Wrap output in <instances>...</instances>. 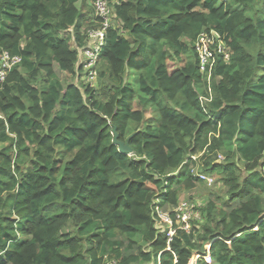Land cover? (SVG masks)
<instances>
[{"label": "trees", "instance_id": "trees-1", "mask_svg": "<svg viewBox=\"0 0 264 264\" xmlns=\"http://www.w3.org/2000/svg\"><path fill=\"white\" fill-rule=\"evenodd\" d=\"M105 1L93 86L91 0H0V59L21 58L0 90V264H264V0ZM210 31L228 59L209 78L194 43ZM195 170L224 195L185 231Z\"/></svg>", "mask_w": 264, "mask_h": 264}, {"label": "built area", "instance_id": "built-area-1", "mask_svg": "<svg viewBox=\"0 0 264 264\" xmlns=\"http://www.w3.org/2000/svg\"><path fill=\"white\" fill-rule=\"evenodd\" d=\"M93 6L96 11V15L103 21L102 28L89 30L88 35L91 40V48L86 51V58L88 60H93V58L100 52V48L103 45L105 31L108 27H110L111 22V9L107 5L105 0H96L93 3ZM194 48L199 57V66L200 72L207 76L211 77L213 66H215L217 57L219 54H222L225 59H228V55L225 51L224 43L221 37L215 31L203 32L199 35L196 42L194 43ZM87 52H91L89 57L87 56ZM3 61V69H0V90L2 85L6 81L7 75L20 64L21 58L16 56H10L8 53H4L1 56L0 62ZM1 65V64H0ZM210 102V99H203L202 103ZM193 173L199 176L200 179L206 182H211V180H207V176L199 175L197 171H193ZM158 217L160 218L161 223L165 226L168 231V237H172L176 229L173 228V220L169 213H163L159 209H157ZM176 225L179 226L178 229H182L185 231H189V222L199 219V212L196 210L194 205H188L186 203L178 206L174 211ZM198 258V257H197ZM204 260L208 264H212L210 254H207L204 257ZM108 264H115L114 262Z\"/></svg>", "mask_w": 264, "mask_h": 264}, {"label": "rangeland", "instance_id": "rangeland-1", "mask_svg": "<svg viewBox=\"0 0 264 264\" xmlns=\"http://www.w3.org/2000/svg\"><path fill=\"white\" fill-rule=\"evenodd\" d=\"M92 3V0H91ZM93 4V3H92ZM255 10L251 11L248 13V16L250 17H254V14L256 13V11H258V5L254 8ZM250 10V9H249ZM91 48V44L87 45L85 48L80 50V62L84 65V73L87 71H91L90 73V79L82 78L83 81L87 82L89 81L90 83H92L93 86L96 85V74L94 71H92V69H94V63L97 61L98 56L96 55L93 60H86V51H88ZM91 54V52H87V56L89 57V55ZM0 69H3V61L0 62ZM2 71V70H0ZM54 71L56 73V76L59 78L61 84L63 85V87H67L70 83H75L76 79L73 78L72 76L68 75L66 72H62L58 65L54 66ZM130 81L132 83H135L136 85V78L134 76H132L130 78ZM188 116L189 113H187ZM7 144H0V149H3L4 147H6ZM198 157H193V159H197ZM218 162L219 163H223L224 162V157H219L218 158ZM199 177V176H198ZM207 180H211V182H206L205 181V186L197 189L193 192L190 193H186L185 195H183L182 200L181 201H185L186 204L188 205H194L196 207V209H200L201 206H203L209 199H215L216 197H222L224 195V188L222 183H220V181L218 180L217 177H211V176H207L206 177ZM213 197V198H212ZM202 217V216H201Z\"/></svg>", "mask_w": 264, "mask_h": 264}, {"label": "water", "instance_id": "water-1", "mask_svg": "<svg viewBox=\"0 0 264 264\" xmlns=\"http://www.w3.org/2000/svg\"><path fill=\"white\" fill-rule=\"evenodd\" d=\"M113 135H114V144L119 148V151L126 155H132L133 150L129 146V143L119 140V134L117 133L116 129L113 130Z\"/></svg>", "mask_w": 264, "mask_h": 264}, {"label": "crops", "instance_id": "crops-1", "mask_svg": "<svg viewBox=\"0 0 264 264\" xmlns=\"http://www.w3.org/2000/svg\"><path fill=\"white\" fill-rule=\"evenodd\" d=\"M187 193H188V192H187ZM185 194H186V193H185ZM185 194H184V195H185ZM182 197H183V196H182ZM182 197H181V200H182ZM184 203H186V202H185V201H180V202H179V206H180L181 204H184ZM205 204H206V203H205ZM205 204H204V205H205ZM196 210L199 212L198 209H196ZM199 214H200V213H199ZM200 220H201V216L199 215V219H198L197 221H200Z\"/></svg>", "mask_w": 264, "mask_h": 264}, {"label": "bare ground", "instance_id": "bare-ground-1", "mask_svg": "<svg viewBox=\"0 0 264 264\" xmlns=\"http://www.w3.org/2000/svg\"><path fill=\"white\" fill-rule=\"evenodd\" d=\"M103 45H104V42H103Z\"/></svg>", "mask_w": 264, "mask_h": 264}]
</instances>
